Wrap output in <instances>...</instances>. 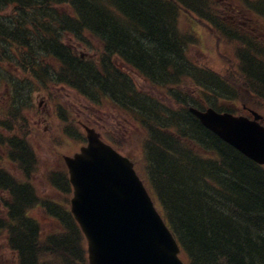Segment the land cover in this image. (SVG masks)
I'll use <instances>...</instances> for the list:
<instances>
[{
  "label": "trees",
  "instance_id": "16d2710c",
  "mask_svg": "<svg viewBox=\"0 0 264 264\" xmlns=\"http://www.w3.org/2000/svg\"><path fill=\"white\" fill-rule=\"evenodd\" d=\"M60 6L66 13L57 11ZM0 7V87H8L7 98L14 95L0 108V242L6 243L4 249L0 243V253L8 248L16 258L12 264H87L84 238L68 209L70 186L61 159L53 168L45 165L49 187L61 198L49 201L51 194L41 197L34 189L32 177L40 172L36 137L23 114L32 101L15 100L19 84H29L30 76L17 79L7 72L10 65L72 89L93 104H120L147 131L141 145L147 182L188 264H264V168L205 131L187 111L175 114L143 97L116 66L140 67L165 87L193 81L205 90L206 102L220 101L218 109L237 100L229 91L233 84L220 73L204 66L184 71L168 57L182 55L187 45L175 30L178 17L200 15L203 1L0 0ZM71 33L93 52L98 45V57L75 55L65 43ZM241 37L229 33L224 41L239 44L237 75H230L241 82L237 101L248 105L264 101V48ZM175 92L171 96L186 103V95ZM60 121L64 136H77L75 124ZM37 208L53 229L42 230L32 214ZM0 264L9 263L0 255Z\"/></svg>",
  "mask_w": 264,
  "mask_h": 264
},
{
  "label": "rangeland",
  "instance_id": "374dc122",
  "mask_svg": "<svg viewBox=\"0 0 264 264\" xmlns=\"http://www.w3.org/2000/svg\"><path fill=\"white\" fill-rule=\"evenodd\" d=\"M203 2L205 3V9L201 11L200 15H191L189 13H182L180 15L178 30H180L179 33L187 45H185V50L182 49V55L177 54L174 57V55L171 54L168 57L178 63L179 67L184 71H190V68L204 66L209 69L211 68L214 72L220 73L233 84L228 85L229 91L232 92V95H235L238 100L239 91L243 93L242 88L240 89L241 82L238 83L236 80H233L230 71L234 72L236 69L235 58L237 59V57H235V51L239 47V44L238 42L232 43L231 41H227V43L224 39L229 37V33L238 36L233 31V25H240L249 29V32L243 34L260 35V43L264 45V4L253 7V5L256 4V0H203ZM64 8L66 7L60 6L57 8V11L59 13H66V9ZM219 8L223 9L218 10ZM239 17H244L246 19L240 20ZM257 38L258 37H256V39ZM65 41V43L71 47L75 55L93 56L99 49V46L96 45V49H94L93 52L89 47L75 42L76 39H74L72 33L70 36L65 37ZM169 43H172V40L169 41ZM240 48L242 49V47ZM177 50L178 48H176V51ZM188 62H191V64H187ZM34 65H38L36 61H34ZM42 65L45 66V64ZM116 66L129 74L136 86L137 90L135 91L143 97L164 101L166 100L168 92L182 90L186 92L189 99L194 100L197 98V96L194 95L198 94V89L195 88L192 83L165 87L158 82L156 77H147L146 73L140 67H137L136 71H130V67H126L119 62H116ZM5 67L7 68V72L14 74L17 79H21L22 77V80L29 79L30 76L29 84L26 82L19 84L18 91H21V93L18 92V96L15 95V100L20 99L23 101L28 98L32 101L30 110L23 114L26 116L27 126L31 131H34L36 137L33 139L34 142L33 140L32 142L38 155L37 162L40 172L32 177V182L34 184V189L41 197L46 196L51 189L45 178V173L47 171L45 165H48L49 169L53 168L62 155L71 156L83 146L82 137H84V131L80 127L81 124L88 125V127L91 128L94 126L93 128H96L98 131H112L114 129L115 134L118 138H121L122 145H124L125 148L124 149L122 145H120L119 150L121 153L125 154L126 152L129 157L135 160L139 157L138 144L136 140L131 137L138 132V129L134 128L133 123L128 120V116L122 111L124 109L120 104L108 103V105H101L102 110H99V112L98 108L95 107L96 104L82 99L79 97L80 95L78 93L75 94L72 89H68L53 81L47 83L45 78H43V80L36 79L30 72L24 70L23 72L18 71L10 65H6ZM145 68L151 69L149 67ZM151 71L147 72L150 73ZM158 74L160 75L161 73ZM235 75L237 74L235 73ZM182 81L183 80H181V82ZM151 83L157 84L158 86H153ZM8 95L7 89L4 91V87H0V108L7 104L10 97L14 96L11 95L7 98ZM129 96L132 97V92L130 90ZM237 100L236 105L242 106V102L239 103ZM254 101V103H249L246 106L250 109L263 112L264 108L260 106L264 105V101L259 99L258 101ZM59 109L62 114H59ZM133 111L137 112V109L133 108ZM70 113H72L71 116H69ZM244 114L243 112V115ZM58 115L60 116L58 117ZM63 115L66 117L67 121L65 123L67 125L73 126L72 123L75 124L73 130L78 132V134L75 132L77 134V139L75 141L63 135L60 121ZM98 121H100V123H97ZM57 138H60L58 142L56 141ZM135 170L139 175L138 169L135 168ZM206 194L208 198H213L210 192ZM68 196L71 198L70 191ZM32 214L38 219L42 229L53 226L52 221H50L43 210L38 211L32 209ZM1 256L3 260H8L12 255L8 250H3Z\"/></svg>",
  "mask_w": 264,
  "mask_h": 264
},
{
  "label": "water",
  "instance_id": "95a60500",
  "mask_svg": "<svg viewBox=\"0 0 264 264\" xmlns=\"http://www.w3.org/2000/svg\"><path fill=\"white\" fill-rule=\"evenodd\" d=\"M199 118L227 141L226 126L208 113ZM87 146L64 157L73 186L71 212L87 239L89 264H182L132 171V164L85 128ZM264 162L261 153H246Z\"/></svg>",
  "mask_w": 264,
  "mask_h": 264
},
{
  "label": "bare ground",
  "instance_id": "6f19581e",
  "mask_svg": "<svg viewBox=\"0 0 264 264\" xmlns=\"http://www.w3.org/2000/svg\"><path fill=\"white\" fill-rule=\"evenodd\" d=\"M14 3H15V2H14ZM14 3H13V4H14ZM257 5L259 6V3H258ZM0 8H1V7H0ZM26 12H27V11H26ZM26 12H25V13H26ZM87 23H88V22H87ZM120 83H121V82H120ZM120 83H119V84H120ZM107 84H108V83H107ZM113 84H114V83H113ZM34 91H35V90H34ZM30 92H31V91H30ZM104 92H105V91H104ZM28 95H29V94H28ZM32 95H33V94H32ZM30 97H31V95H30ZM40 116H41V115H40ZM59 116H60V115H58V117H59ZM55 117H56V116H55ZM37 119H38V118H37ZM37 119H36V120H37ZM54 119H55V118H54ZM56 119H57V118H56ZM45 120H46V119H45ZM61 124H62V123H61ZM69 130H70V129H69ZM67 131H68V130H67ZM59 134H60V133H59ZM71 135H72V134H71ZM66 138H67V137H66ZM64 140H65V139H64ZM199 142H200V141H199ZM202 144H203V143H202ZM204 144H205V143H204ZM182 170H183V169H182ZM187 172H188V171H187ZM183 173H184V172H183ZM184 176H185V175H184ZM181 177H182V176H181ZM186 177H187V176H186ZM186 180H187V179H186ZM200 182H201V181H200ZM188 185H189V184H188ZM205 186H206V185H205ZM202 189H203V188H202ZM209 191H210V190H209ZM169 204H170V202H169ZM258 244H259V243H258Z\"/></svg>",
  "mask_w": 264,
  "mask_h": 264
}]
</instances>
